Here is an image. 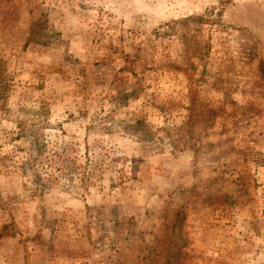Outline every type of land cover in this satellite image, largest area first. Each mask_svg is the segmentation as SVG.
<instances>
[{
	"label": "rangeland",
	"instance_id": "374dc122",
	"mask_svg": "<svg viewBox=\"0 0 264 264\" xmlns=\"http://www.w3.org/2000/svg\"><path fill=\"white\" fill-rule=\"evenodd\" d=\"M0 264H264V0H0Z\"/></svg>",
	"mask_w": 264,
	"mask_h": 264
}]
</instances>
